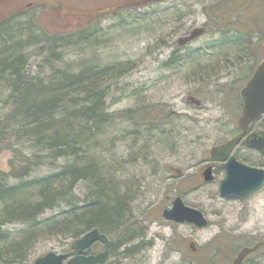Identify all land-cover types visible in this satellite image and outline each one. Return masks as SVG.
<instances>
[{
	"label": "rangeland",
	"instance_id": "374dc122",
	"mask_svg": "<svg viewBox=\"0 0 264 264\" xmlns=\"http://www.w3.org/2000/svg\"><path fill=\"white\" fill-rule=\"evenodd\" d=\"M147 1L0 0V133L11 143L0 153V264L70 252V210L95 183L114 189L120 209L107 228L119 244L103 264H230L264 239V185L220 196L218 168L211 181L200 177L209 149L236 133L239 90L264 56V0H230L237 9ZM244 5L257 24L245 21ZM89 110L94 119L59 123ZM251 128L264 129V114ZM63 144L67 153L57 152ZM251 154L249 163L264 162ZM175 196L208 224L162 218ZM41 201L51 204L33 211ZM242 264H264V246Z\"/></svg>",
	"mask_w": 264,
	"mask_h": 264
},
{
	"label": "water",
	"instance_id": "95a60500",
	"mask_svg": "<svg viewBox=\"0 0 264 264\" xmlns=\"http://www.w3.org/2000/svg\"><path fill=\"white\" fill-rule=\"evenodd\" d=\"M196 31L193 34H196ZM240 97L242 108L238 116L237 125L241 129V133L226 140L223 144L213 147L211 149V157L213 159H224L234 142L241 138L247 125L264 111V59L258 64L252 76L240 89ZM245 141L249 145H254L264 150V131L249 134ZM223 167L224 176L218 184L219 194L222 196L229 194L248 196L260 189L264 183V171L262 168L245 165L236 161L233 156H230L223 163ZM201 176L204 181L211 180L210 165L202 171ZM161 214L168 220L188 222L196 227H204L207 224V219L203 213L197 208L185 205L179 196H176L172 200L171 206L164 208ZM94 242L103 244V250L95 254H85V250ZM114 244L115 240L109 239L98 228H92L71 241L72 256L65 262H63L66 256L64 253L47 252L37 257L33 264L103 263L107 258L108 249ZM261 244H264V241L258 242L251 247H242L233 258L231 264H242L243 258ZM189 246L193 249V242H189Z\"/></svg>",
	"mask_w": 264,
	"mask_h": 264
},
{
	"label": "trees",
	"instance_id": "16d2710c",
	"mask_svg": "<svg viewBox=\"0 0 264 264\" xmlns=\"http://www.w3.org/2000/svg\"><path fill=\"white\" fill-rule=\"evenodd\" d=\"M153 0L147 1V2H151ZM230 0H224L222 3L218 4V7H225V8H232L233 4L229 2ZM246 6H250V5H244V7H241L239 12L245 14L247 10V16H245V21H248L250 23L253 24H257L258 21H254L253 19H255L254 15L250 14L251 8H246ZM234 9H237L238 6H234ZM236 22H241L240 17H238L236 19ZM251 25V24H250ZM2 63L3 62H7V58L1 59ZM4 67H6L5 65H1L0 67V76H3V73H6V69H3ZM8 75L10 76H14L13 80H17L15 82H17L18 84H20L19 79L21 78V73L20 70L17 68V66L12 65V67L10 68V72H8ZM67 78V77H66ZM71 80V78L68 79V82ZM14 82V81H13ZM67 82V83H68ZM30 89V88H29ZM28 91V89H27ZM26 91V92H27ZM95 100H99V96L95 97ZM46 106V105H45ZM44 103L39 105V110L45 109ZM94 108V107H93ZM91 110V109H90ZM85 111L86 115H77V114H73L71 115V117H65L64 119H62L59 123L63 126H67L69 128L74 127L75 124H78L81 120H91L94 119L92 117V115H90L91 111ZM17 114V113H16ZM19 115V113H18ZM139 118L142 117V112L140 114L137 115ZM48 129V127L45 128V130ZM34 132H38L42 131L44 129L37 127L34 129H31ZM5 135V134H4ZM6 137H4L2 135V133H0V153L5 150V149H9L11 146L10 142H6L4 141ZM5 142V143H4ZM59 149H57V152H63V153H67L68 150V145L63 144V145H59ZM72 151V150H70ZM89 168V167H88ZM87 167H84L82 170H80V172H82V174L79 173H73L72 175V179L70 180V184H74L77 176H83L84 174H88L89 169ZM11 176V173H8ZM88 179L92 180V179H96L92 176L88 177ZM102 181V180H101ZM98 190L96 192H94V194H91V199L84 202L85 204L83 205H79L77 207H72L71 208V213L74 215V219H72L71 221H75L73 223H71L65 230L69 231L71 233L72 237H77L79 234L91 229V228H98L101 232H104L105 234H107V228L116 224L119 220L118 218V214L120 212V209H118L119 207V203L118 200L116 198V194L113 192V188H111V191H107L106 189H102L101 187L98 186L97 183H95ZM7 189H1L0 188V200H2L6 194H7ZM44 190H47V192H45V195H47L48 197H45V199L49 198L50 195V188L49 187H45ZM51 202V201H50ZM44 204H51V203H44V201H41L40 203H36L34 204V207L31 208L33 211L35 210H42L45 207H49L48 205H44ZM73 206L75 204H72ZM27 212H31L30 210ZM118 217V218H117ZM25 222L31 223V219H25ZM32 227V224H31ZM119 242L116 241L115 245H118ZM223 250V248H221V251ZM214 256V255H213ZM212 256V257H213ZM227 261H225L226 264Z\"/></svg>",
	"mask_w": 264,
	"mask_h": 264
},
{
	"label": "flooded vegetation",
	"instance_id": "af4514ba",
	"mask_svg": "<svg viewBox=\"0 0 264 264\" xmlns=\"http://www.w3.org/2000/svg\"><path fill=\"white\" fill-rule=\"evenodd\" d=\"M60 13V12H59ZM261 117H259L256 121H258ZM256 121L250 123L245 131V134H243V137L240 141L236 142L235 144H233V146L230 148V150L226 153V157L223 160H212L210 158V153H208L209 158L207 159L205 165L207 164H211V171L213 172V169L218 168L220 170V172L222 173L221 178L224 175V168H223V162L225 160H227V158L232 155L235 157L236 160H239L247 165L250 166H256V167H260L264 169V162L260 163V165H255L252 163H249V159L247 157H245V155H247L248 153L251 155H257L258 157H262L264 159V151L263 149H259V148H255L253 146L248 145L245 142V136L249 135L251 133H255V132H259L261 130L264 129H252L251 126L252 124H254ZM240 132V130L238 128H236V133L234 134H238ZM234 197H238V196H234Z\"/></svg>",
	"mask_w": 264,
	"mask_h": 264
},
{
	"label": "bare ground",
	"instance_id": "6f19581e",
	"mask_svg": "<svg viewBox=\"0 0 264 264\" xmlns=\"http://www.w3.org/2000/svg\"><path fill=\"white\" fill-rule=\"evenodd\" d=\"M162 216V215H161ZM162 218H164L163 216H162ZM164 219H166V218H164ZM166 220H168V219H166ZM169 221V220H168ZM118 245H114L112 248L114 249V248H116Z\"/></svg>",
	"mask_w": 264,
	"mask_h": 264
}]
</instances>
